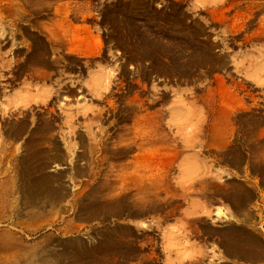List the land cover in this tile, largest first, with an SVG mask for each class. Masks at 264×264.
<instances>
[{"label": "rangeland", "instance_id": "374dc122", "mask_svg": "<svg viewBox=\"0 0 264 264\" xmlns=\"http://www.w3.org/2000/svg\"><path fill=\"white\" fill-rule=\"evenodd\" d=\"M240 239L264 249V0H0V264Z\"/></svg>", "mask_w": 264, "mask_h": 264}, {"label": "crops", "instance_id": "0c3cea01", "mask_svg": "<svg viewBox=\"0 0 264 264\" xmlns=\"http://www.w3.org/2000/svg\"><path fill=\"white\" fill-rule=\"evenodd\" d=\"M233 205V204H232ZM234 207H235V204H234ZM236 211V213H238L239 215V217H240V219L242 220V221H245V222H247V220H249V217H248V215H250L248 212H244L242 209L241 210H235ZM167 216V212H165V217ZM182 221H184V219H181V221L180 222H182ZM179 221H177V220H175V221H173V222H170V223H168L167 221L165 222V225H164V231L166 230V227L167 226H172L173 224H177ZM222 226H225V225H222ZM246 232L247 231H245V233H244V235H246ZM162 238H164L163 237V232L161 231V235H160V239H161V241H160V243L162 244ZM243 242H242V241ZM239 243L240 244H242L243 246H242V248L240 247V249L238 250V254L237 253H232V255H233V257H237L238 259H239V261L241 262V263H243V264H264V249H263V247L262 246H250V248H249V251H248V249H247V245H246V240H244V239H240V241H239ZM245 246V247H244ZM255 248V249H254ZM260 248V249H259ZM201 250H203V258H205V256H206V248H203V249H201ZM241 250V251H240ZM243 250V251H242ZM256 254H255V253ZM230 253V252H229ZM160 257L162 258V257H164L163 258V261L164 262H166L167 261V255L165 254L164 256H163V253H160Z\"/></svg>", "mask_w": 264, "mask_h": 264}, {"label": "bare ground", "instance_id": "6f19581e", "mask_svg": "<svg viewBox=\"0 0 264 264\" xmlns=\"http://www.w3.org/2000/svg\"><path fill=\"white\" fill-rule=\"evenodd\" d=\"M53 34V33H52ZM61 80V79H60ZM57 81H58V83L59 84H61V82H62V80H61V82L59 81V79H57ZM56 81V82H57ZM47 94L48 93H50L49 91L48 92H46ZM21 98V97H20ZM22 98H24V99H26L27 101H23L24 103L26 102V103H28V102H32V101H34V99H36V98H34V96H32V95H28L27 97H22ZM67 98V97H66ZM22 102V101H21ZM228 117H230V114L228 115ZM232 132V131H231ZM229 134V133H228ZM35 154H40V153H42V151H35L34 152ZM50 157H51V155H50ZM47 158H49V156H47ZM138 180V179H137ZM137 180L135 181L136 183H137ZM143 181V180H142ZM139 183H141V182H139ZM40 184V183H39ZM143 185V184H142ZM36 186H37V183H36ZM37 190H38V188H37ZM33 191V190H32ZM140 193V192H139ZM140 195H141V193H140ZM146 197V196H145ZM143 198V197H142ZM144 199V198H143ZM145 200V199H144ZM142 202H143V200H142ZM145 202V201H144ZM147 202V201H146ZM145 204V203H144ZM140 205V204H139ZM107 207V206H106ZM138 207V206H137ZM104 208V207H103ZM109 209V208H108ZM116 209V208H115ZM136 209V208H135ZM106 210V209H105ZM116 210H118V208L116 209ZM134 211V210H133ZM143 212H144V210H143ZM143 212H141V211H138L137 213L136 212H134L136 215H141V214H143ZM96 213V212H95ZM132 213V212H131ZM218 214H219V216H222V217H224V216H226V212H224V211H222V210H219V212H218ZM96 215V214H95ZM98 215V214H97ZM131 215V214H130ZM128 216V215H127ZM143 232V231H142ZM127 234V233H126ZM172 235V234H171ZM170 235V236H171ZM107 239V238H106ZM111 240V239H110ZM171 240V239H170ZM143 241V240H142ZM242 241V240H241ZM243 242V241H242ZM121 243H122V241H121ZM128 244V243H127ZM130 244V243H129ZM235 244V243H234ZM125 245H126V243H125ZM238 245V244H237ZM247 245V244H246ZM254 245V244H253ZM259 245V244H258ZM233 246V245H232ZM257 246V245H256ZM245 247V246H244ZM135 248V247H134ZM235 248V250L237 249H240L239 247L238 248H236V247H234ZM233 248V249H234ZM255 249V248H254ZM260 249V248H259ZM135 250V249H134ZM235 250H233V251H235ZM249 250V249H248ZM132 251V250H131ZM130 251V252H131ZM241 251V250H240ZM243 251V250H242ZM87 252H89V251H87ZM228 252V251H227ZM132 253V252H131ZM237 253V252H236ZM255 253V252H254ZM257 253V252H256ZM255 253V254H256ZM35 254V253H34ZM37 254V253H36ZM35 254V255H36ZM238 254V253H237ZM229 256H230V254H229ZM34 260V259H33ZM34 262V261H33Z\"/></svg>", "mask_w": 264, "mask_h": 264}]
</instances>
